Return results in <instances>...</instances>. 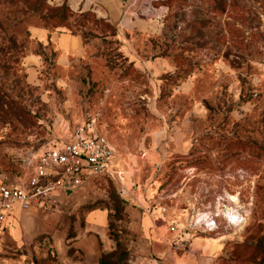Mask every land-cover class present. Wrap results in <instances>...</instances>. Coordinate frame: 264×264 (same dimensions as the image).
<instances>
[{"label": "rangeland", "instance_id": "1", "mask_svg": "<svg viewBox=\"0 0 264 264\" xmlns=\"http://www.w3.org/2000/svg\"><path fill=\"white\" fill-rule=\"evenodd\" d=\"M165 1L152 0L157 34L87 39L60 66L31 29L57 25L38 5L61 6L0 0V87L33 123L11 130L0 117V173L20 176L28 151L67 141L86 120L116 148L121 173L16 213L0 264H98L113 236L124 264H178L197 238L221 244L205 264H264V0ZM30 53L48 59L35 84ZM6 60L17 73H3Z\"/></svg>", "mask_w": 264, "mask_h": 264}, {"label": "built area", "instance_id": "2", "mask_svg": "<svg viewBox=\"0 0 264 264\" xmlns=\"http://www.w3.org/2000/svg\"><path fill=\"white\" fill-rule=\"evenodd\" d=\"M116 166V148L92 120L76 124L65 142L28 151L20 176L0 173V233L16 213L43 208L57 195L66 196L96 178L120 179Z\"/></svg>", "mask_w": 264, "mask_h": 264}, {"label": "crops", "instance_id": "3", "mask_svg": "<svg viewBox=\"0 0 264 264\" xmlns=\"http://www.w3.org/2000/svg\"><path fill=\"white\" fill-rule=\"evenodd\" d=\"M55 5H66L71 11L78 14L92 13L97 19L105 20L114 25L123 37L126 33L157 34L161 31V8H155L151 0H51ZM31 37L45 47L51 42L59 52L57 63L60 66L68 65L71 57L83 54L81 37L68 33L51 32L43 28L31 29ZM41 57L30 54L24 58L28 81L35 84L38 81V69L41 66ZM106 218V217H105ZM100 224L104 221L100 218ZM187 256L178 264H205L221 249V244L213 239H194L189 242ZM205 251L208 253L204 254ZM204 255V256H203Z\"/></svg>", "mask_w": 264, "mask_h": 264}, {"label": "trees", "instance_id": "4", "mask_svg": "<svg viewBox=\"0 0 264 264\" xmlns=\"http://www.w3.org/2000/svg\"><path fill=\"white\" fill-rule=\"evenodd\" d=\"M24 1L28 2L29 0H24ZM35 1L40 2L41 0H35ZM154 2H158V0H154ZM166 2H168V0H166L164 3ZM42 8L45 9L46 13H50L48 23L57 24L53 30H49L48 28H44V29L51 32L54 31L58 33L64 32L73 36L81 37L83 41V47L85 46L87 39L96 40L101 45L106 46V44L109 45V41L107 37L109 34L110 37L111 36L112 37L117 36V38L121 37L120 32L114 25H111L105 20L97 19L96 16L92 13L78 14L71 11L66 5H62L59 8H51V7H47L45 3L43 5H38L35 11H40ZM37 44L43 47V45L39 43ZM51 44H52L51 42H48L46 46L50 47ZM55 53L57 54V59H58L59 52L56 48H55ZM30 54H36V53H30ZM36 55L42 56L41 54H36ZM42 57H43L42 64H45L48 61V59L45 58L44 56ZM2 69H3V73L18 72V70L15 67L9 66V60L5 61V63L2 66ZM0 117L3 120V122L6 123L11 128V130L13 129L16 130L17 127L23 128L27 125L33 127V123L31 122L32 119L31 112L28 111L19 100H15L6 92H3L1 87H0ZM120 204L121 202L119 200L114 199L113 200L114 206L111 209V211L113 210L116 213H118V218L120 216V211L122 210ZM111 218L112 215L109 212V214H107L106 216L108 222L107 227L112 230V224L110 223ZM113 240L115 242L116 248L113 251L102 255L98 260V264L125 263L127 251L124 250L122 251L120 249V243L115 236H113Z\"/></svg>", "mask_w": 264, "mask_h": 264}, {"label": "bare ground", "instance_id": "5", "mask_svg": "<svg viewBox=\"0 0 264 264\" xmlns=\"http://www.w3.org/2000/svg\"><path fill=\"white\" fill-rule=\"evenodd\" d=\"M226 218L229 220L230 223H233V224H234V221L236 219L230 213L229 214H226Z\"/></svg>", "mask_w": 264, "mask_h": 264}, {"label": "water", "instance_id": "6", "mask_svg": "<svg viewBox=\"0 0 264 264\" xmlns=\"http://www.w3.org/2000/svg\"><path fill=\"white\" fill-rule=\"evenodd\" d=\"M71 194V191H68L67 193H66V195H70Z\"/></svg>", "mask_w": 264, "mask_h": 264}]
</instances>
